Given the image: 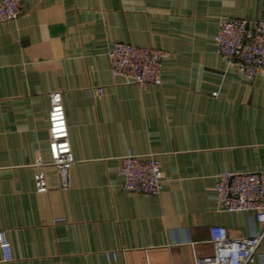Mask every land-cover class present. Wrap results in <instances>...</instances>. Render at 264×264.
Listing matches in <instances>:
<instances>
[{"label":"crops","instance_id":"crops-1","mask_svg":"<svg viewBox=\"0 0 264 264\" xmlns=\"http://www.w3.org/2000/svg\"><path fill=\"white\" fill-rule=\"evenodd\" d=\"M262 16L264 0H24L0 23V230L14 255L0 249V264H195L215 251L211 226L251 234V214L220 211L214 186L221 172L264 171V75L237 72L214 38L223 17ZM110 41L168 51L162 84L114 77ZM54 91L75 162L65 187L46 165L38 192ZM129 153L160 159V195L122 189ZM263 252L264 239L257 264Z\"/></svg>","mask_w":264,"mask_h":264},{"label":"built area","instance_id":"built-area-1","mask_svg":"<svg viewBox=\"0 0 264 264\" xmlns=\"http://www.w3.org/2000/svg\"><path fill=\"white\" fill-rule=\"evenodd\" d=\"M23 13L24 0H0V23L17 20ZM214 40L218 53L237 72L247 78L264 75V16L223 17ZM107 55L114 77L146 90L152 85L162 84L164 61L170 53L155 47L110 41L107 43ZM96 92L101 95L104 88L97 87ZM48 121L51 161L47 163L42 155L38 156L34 173L38 192L49 189L46 165L56 167L61 185L65 187L69 185L68 173L75 162L60 91L50 94ZM118 174L124 191L158 196L163 190L165 173L155 154L124 155ZM214 190L220 211L250 213L255 229L247 236H230L226 226H211L210 241L215 251L210 255L197 256L195 264H257L258 249L264 239V171L221 172L217 175ZM0 249L3 261H13L12 243L3 230H0ZM107 256L116 257V253L108 252ZM259 257L260 264H264V252Z\"/></svg>","mask_w":264,"mask_h":264}]
</instances>
